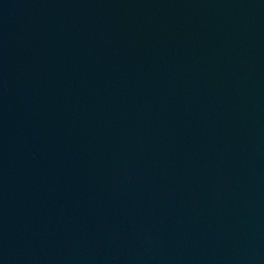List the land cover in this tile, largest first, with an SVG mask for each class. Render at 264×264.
Returning a JSON list of instances; mask_svg holds the SVG:
<instances>
[{"label":"water","instance_id":"1","mask_svg":"<svg viewBox=\"0 0 264 264\" xmlns=\"http://www.w3.org/2000/svg\"><path fill=\"white\" fill-rule=\"evenodd\" d=\"M0 264H264V0H0Z\"/></svg>","mask_w":264,"mask_h":264}]
</instances>
